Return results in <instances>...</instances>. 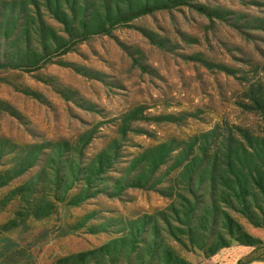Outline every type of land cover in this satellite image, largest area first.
<instances>
[{
	"label": "rangeland",
	"instance_id": "rangeland-1",
	"mask_svg": "<svg viewBox=\"0 0 264 264\" xmlns=\"http://www.w3.org/2000/svg\"><path fill=\"white\" fill-rule=\"evenodd\" d=\"M263 105L264 0H0V264H264Z\"/></svg>",
	"mask_w": 264,
	"mask_h": 264
},
{
	"label": "trees",
	"instance_id": "trees-1",
	"mask_svg": "<svg viewBox=\"0 0 264 264\" xmlns=\"http://www.w3.org/2000/svg\"><path fill=\"white\" fill-rule=\"evenodd\" d=\"M168 1H169V6H171V7H176V6L185 4V0H168ZM160 6L164 7V6H167V5L151 6L149 4H146L139 11H137L135 13L128 14L124 18V20L126 22H128V21L133 20L135 18H138L140 16L151 14L155 10H157ZM261 111H262V114H263V117H264V105L261 107ZM38 237H39V240L41 242H43L46 239L45 233H42ZM29 253H30L29 249L25 248L24 246H21V248H19L15 252L11 253L9 256H7L5 264H19L21 261H23V260H25L27 258Z\"/></svg>",
	"mask_w": 264,
	"mask_h": 264
}]
</instances>
